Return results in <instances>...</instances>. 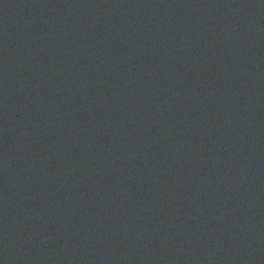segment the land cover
<instances>
[{
	"label": "water",
	"instance_id": "95a60500",
	"mask_svg": "<svg viewBox=\"0 0 264 264\" xmlns=\"http://www.w3.org/2000/svg\"><path fill=\"white\" fill-rule=\"evenodd\" d=\"M0 264H264V0H0Z\"/></svg>",
	"mask_w": 264,
	"mask_h": 264
}]
</instances>
